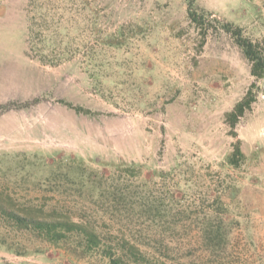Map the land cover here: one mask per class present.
<instances>
[{"label": "rangeland", "instance_id": "1", "mask_svg": "<svg viewBox=\"0 0 264 264\" xmlns=\"http://www.w3.org/2000/svg\"><path fill=\"white\" fill-rule=\"evenodd\" d=\"M36 2L33 9L29 0H0V186L38 202L43 169L27 165L35 155L48 164L83 158L105 174L140 163L154 195L168 201L174 193L185 210L175 223L160 221L162 252L143 248L146 264H264V79L251 75L216 22L264 42V0H195L208 12L206 35L190 21L188 0ZM41 12H49L48 29ZM29 14L41 35L28 55ZM254 83L256 102L234 138L225 115ZM237 140L245 159L234 167ZM218 191L229 209L228 240L213 254L196 216L214 212ZM0 234L30 248L18 255L0 247V264H109L20 232Z\"/></svg>", "mask_w": 264, "mask_h": 264}, {"label": "trees", "instance_id": "2", "mask_svg": "<svg viewBox=\"0 0 264 264\" xmlns=\"http://www.w3.org/2000/svg\"><path fill=\"white\" fill-rule=\"evenodd\" d=\"M81 1L83 4L88 2ZM36 4V0H29L30 8L34 9ZM194 4L195 0H188L189 19L206 35L210 26L208 12H198ZM40 16L46 27L49 12L46 15L41 12ZM28 21L29 55L35 50L41 34L37 30V17L29 14ZM216 22L250 63L251 75L256 80L264 79V42L247 37L242 27L231 22ZM254 88L255 83L233 110L225 115L234 138L238 136L236 127L240 120L252 110L256 102ZM35 156L27 161V165L35 170H39V167L43 169L34 185L42 190L38 202L25 198L21 201L11 193L13 186H0V228L8 233L26 234L42 243L62 248L78 259L100 256L109 264H146L149 259L143 248H153L159 254L162 252L157 245H161L160 241L155 239L160 236L157 231L160 221L169 219L175 223L185 213L183 204L175 198L174 193L168 201L166 197L154 195L151 181L143 179V164H122L118 171L105 174L90 166L83 158L59 157L48 164L43 156ZM244 159L242 142L237 140L228 162L239 167ZM5 169L2 171L3 177L8 170H15L11 166L7 171ZM164 175V172H160L159 176ZM141 179V183H138ZM19 185L23 187L24 183L20 182ZM224 196L225 191H218L213 200L216 209L212 214L196 216L202 243L213 254L222 250L228 240L224 217L229 214V209L223 201ZM1 234L0 247H6L7 251L18 255L30 254L29 247L9 243ZM151 240L155 243H151Z\"/></svg>", "mask_w": 264, "mask_h": 264}]
</instances>
